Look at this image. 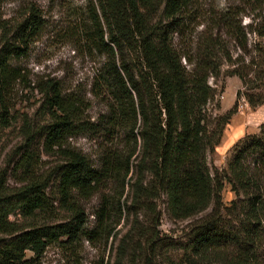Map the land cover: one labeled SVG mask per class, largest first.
<instances>
[{
    "label": "trees",
    "instance_id": "obj_1",
    "mask_svg": "<svg viewBox=\"0 0 264 264\" xmlns=\"http://www.w3.org/2000/svg\"><path fill=\"white\" fill-rule=\"evenodd\" d=\"M5 1L0 127L10 126L15 90L25 80L18 61L47 25L35 4L15 23L3 19ZM242 2L205 12L197 0H87L67 35L89 54L105 56L91 93L107 110L92 119L88 97L58 78L39 84L48 120L35 126L24 119L12 169L17 185L0 178V264H29L28 251L40 257L51 244L83 237L107 243L112 236L118 240L113 259L101 264H264V123L233 146L225 169L208 161L240 96L213 116L209 104L219 90L210 78L236 75L245 86L254 75L264 79V46L250 49L248 36L264 37V0ZM244 16L253 17L243 25ZM199 18L206 19L197 48L181 45L178 36ZM231 43L243 52L236 59ZM262 92L246 94L250 105L264 104L256 99ZM79 134L98 142L96 161L72 145ZM43 155H56L57 165L43 169ZM226 184L236 196L229 205ZM111 185L112 195L104 191ZM96 194L102 200L90 227L83 200ZM159 200L172 221L190 220L181 233L161 229ZM124 214L129 227L115 232Z\"/></svg>",
    "mask_w": 264,
    "mask_h": 264
},
{
    "label": "rangeland",
    "instance_id": "obj_2",
    "mask_svg": "<svg viewBox=\"0 0 264 264\" xmlns=\"http://www.w3.org/2000/svg\"><path fill=\"white\" fill-rule=\"evenodd\" d=\"M86 3L87 0H6L2 6L3 19L15 23L23 17L31 4H35L42 9L47 24L38 38L31 43L28 54L18 61V65L25 74V80L21 81L15 90V109L13 110L15 116L12 118L10 126L0 127V178L2 180L10 178L9 183L12 186L17 185L12 177V169L18 158V147L24 141V119L29 117L35 126L42 125L48 120L43 107L45 94L39 86L42 81L58 78L69 91L72 90L88 97L91 107L86 111V116L92 119H97L101 113L107 110L106 104L91 93L94 78L105 60V56L89 54L83 46L76 44L77 42L67 35V29L78 21V14L86 7ZM229 4L244 7L242 0H197L196 8L206 12L211 9H222ZM251 17H242L243 25L249 23ZM205 19L199 18V21L194 20L187 26L184 34L178 36L181 45H186L194 50L197 48L205 25V23L199 24V22L200 20L205 21ZM248 36L250 49L256 43H261L264 46V37L258 38L252 33H249ZM232 43L230 51L233 58L236 59L243 52L234 47ZM251 54V52L244 54L246 62L251 60ZM227 68L228 66L224 67V69ZM252 78V82L246 86L236 75L231 76L224 73L217 80L213 77L210 78V83L218 87L219 90L215 102L209 104L213 116L225 114L233 108L240 91L237 112L226 125L220 143L212 153L208 154V161L212 169L220 171L225 169L233 146L247 134L258 133L260 126L264 123V104L252 106L246 98L247 93L264 91V79L257 78L255 75ZM262 98L264 99V92L256 96L257 100ZM217 102L220 104L219 107L216 106ZM70 141L77 149L90 155L94 161L97 160L98 142L96 140L90 136L79 134L71 138ZM43 158V169L45 170L57 165L59 161L56 155H43ZM128 190L127 186L123 200L126 198ZM104 191L110 195L114 194L115 185H111ZM235 197L231 186L226 184L223 190L225 205H229ZM101 200V194L83 200V206L89 214L88 225L90 227L95 223L94 211L99 207ZM158 210L162 213L160 227L165 232L173 233L175 231L174 233L179 234L190 221H172L166 212V204L163 200L158 201ZM59 213L63 220L68 219L69 214L63 208ZM10 218L23 222L20 215H11ZM127 218V214L121 217V222L117 225L115 232H125L128 229ZM117 242L118 240H115L113 236L107 243L103 240L91 242L83 237L74 244L68 242L51 244L40 257H35L32 251H28L27 257L33 258L29 264H101L103 258L106 263H109L111 258L113 259L114 252L112 250Z\"/></svg>",
    "mask_w": 264,
    "mask_h": 264
}]
</instances>
